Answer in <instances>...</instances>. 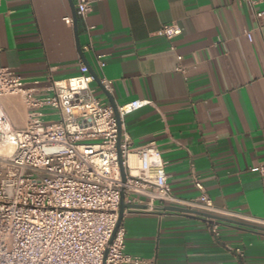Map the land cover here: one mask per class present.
<instances>
[{"label": "crops", "instance_id": "crops-1", "mask_svg": "<svg viewBox=\"0 0 264 264\" xmlns=\"http://www.w3.org/2000/svg\"><path fill=\"white\" fill-rule=\"evenodd\" d=\"M86 1L81 18L78 0H0V67L45 88L83 64L111 81L110 93L91 85L106 104L151 101L122 124L132 147L155 143L172 195L196 198L198 180L220 217L264 229V177L254 170L264 164V21L253 11L264 0ZM74 15L77 36L63 22ZM171 23L181 29L174 51L156 35ZM5 100L24 117L20 100L1 104L21 127ZM124 204L138 205L123 210L125 251L144 264H264V231L218 221L213 239L205 218Z\"/></svg>", "mask_w": 264, "mask_h": 264}, {"label": "built area", "instance_id": "built-area-1", "mask_svg": "<svg viewBox=\"0 0 264 264\" xmlns=\"http://www.w3.org/2000/svg\"><path fill=\"white\" fill-rule=\"evenodd\" d=\"M242 1L255 5V0ZM88 6L86 0H78L81 18ZM253 11L260 27L264 10ZM63 22L73 24L69 16ZM180 34L174 23L156 33L170 43L171 51ZM79 70L75 77L50 78L48 87L39 88L27 87L16 73L0 67V147L12 149L10 155L0 156V264H144L125 251V230L118 225L122 194L124 199L145 200L150 207L158 203L216 216L225 213L214 206L198 180L196 198L174 197L154 142L132 147L123 119L151 101L135 100L117 106L115 112L95 95L88 67L82 64ZM176 70L184 73L181 66ZM99 84L111 92V81L102 77ZM4 98L20 100L23 126L8 118L1 104ZM45 111L57 120H46ZM254 170L264 177V164ZM207 223L217 239L219 222ZM236 252L243 257L241 250Z\"/></svg>", "mask_w": 264, "mask_h": 264}, {"label": "water", "instance_id": "water-1", "mask_svg": "<svg viewBox=\"0 0 264 264\" xmlns=\"http://www.w3.org/2000/svg\"><path fill=\"white\" fill-rule=\"evenodd\" d=\"M77 24H78L77 18L74 15L73 16V30H74V33H75L76 36H77ZM77 50H78L79 54L82 57V51H81V48H80L78 43H77ZM92 76L94 77V80L98 83L99 79L96 76H94V75H92ZM112 107L114 108V110L116 112V107L114 105H112ZM116 117H117V114H116ZM119 167H120L121 179H122V182H124L125 181V175H124L123 167L121 165L120 157H119ZM125 206L133 207V208L134 207H138V205H125L124 204V196L122 194L121 202H120L118 225H119V223H121L123 210H124ZM163 209L167 210V211H175V212H179V213H184V214L196 216V217H199V218H205V219L222 221V222H229V223H232L234 225L244 226V227H248V228H251V229H254V230L264 231L263 228H259V227H255V226H251V225H246V224H243V223H240V222L231 221V220L225 219L223 217L216 216V215H210V214H207V213H204V212H201V211L190 210V209H185V208H181V207H174V206H165V207H163Z\"/></svg>", "mask_w": 264, "mask_h": 264}, {"label": "bare ground", "instance_id": "bare-ground-1", "mask_svg": "<svg viewBox=\"0 0 264 264\" xmlns=\"http://www.w3.org/2000/svg\"><path fill=\"white\" fill-rule=\"evenodd\" d=\"M7 102H9V105H11L13 102H10V101H6L5 100V102L4 103H7ZM11 109H12V112H11V114L14 116V117H11V118H15V120L18 118V116L15 114L16 112H17V110H16V107L14 106V105H11V107H10ZM11 116V115H10ZM20 116V115H19ZM22 116V115H21ZM20 116V117H21ZM22 119V118H21ZM20 119V120H21ZM23 120V119H22ZM11 152H12V149L10 148V147H8L6 150H4V149H0V156H8V155H10L11 154ZM130 162L133 164L134 163V157L132 156V157H130Z\"/></svg>", "mask_w": 264, "mask_h": 264}, {"label": "rangeland", "instance_id": "rangeland-1", "mask_svg": "<svg viewBox=\"0 0 264 264\" xmlns=\"http://www.w3.org/2000/svg\"><path fill=\"white\" fill-rule=\"evenodd\" d=\"M45 114H47L48 115V117H47V119L46 120H51V121H56L57 120V116L56 115H54V114H52L50 111H45ZM17 115V114H16ZM20 116L22 115V113L20 112V114H19ZM19 115H17L18 116V118L15 120L14 119V121L18 124V123H22V126L25 124V120H24V117H23V115L20 117ZM23 120H22V119ZM21 119V120H20ZM4 149V150H6L7 148H8V146H5V147H0V149Z\"/></svg>", "mask_w": 264, "mask_h": 264}]
</instances>
